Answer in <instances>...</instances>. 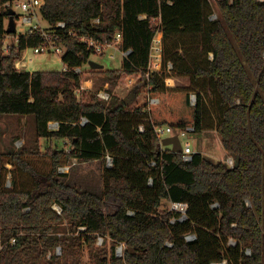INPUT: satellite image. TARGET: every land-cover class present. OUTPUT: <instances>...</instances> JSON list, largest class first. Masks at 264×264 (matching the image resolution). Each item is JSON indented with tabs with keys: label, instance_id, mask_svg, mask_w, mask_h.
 <instances>
[{
	"label": "trees",
	"instance_id": "trees-1",
	"mask_svg": "<svg viewBox=\"0 0 264 264\" xmlns=\"http://www.w3.org/2000/svg\"><path fill=\"white\" fill-rule=\"evenodd\" d=\"M216 2L222 17L206 29L208 0H45L41 16L51 25L66 23L58 40L67 47L66 69L16 68L26 49L43 42L39 33L19 34L0 54V114L33 115L38 145L42 137L70 143L69 150L0 151V264H40L58 246L62 253L52 254L48 264H85L84 244L90 264H264V0ZM9 9L0 11V38L8 33ZM70 31L108 43L121 33L119 48L130 49L121 67L92 72L113 84L124 74H142L149 98L159 102L136 109L141 121L133 129L123 121L127 104L117 93L108 101L97 94L90 101L78 97L83 75L75 68L89 63L94 50ZM159 32L207 33L206 64L178 71L214 80L222 114L217 132L233 166L201 151L185 160L162 144L158 125L201 132L204 103L201 94L193 103L189 89L167 86L161 72L146 76ZM51 121L59 127L50 129ZM107 155L113 165L102 168L101 193L59 178L60 168L75 158ZM165 200L188 203L187 217L171 222L181 213L163 209ZM65 220L72 233L59 235ZM190 232L195 239H186ZM99 235L111 246L98 245Z\"/></svg>",
	"mask_w": 264,
	"mask_h": 264
},
{
	"label": "rangeland",
	"instance_id": "rangeland-1",
	"mask_svg": "<svg viewBox=\"0 0 264 264\" xmlns=\"http://www.w3.org/2000/svg\"><path fill=\"white\" fill-rule=\"evenodd\" d=\"M20 0L13 2H3L0 0V11H5L12 8L16 15L5 18V26L10 28L11 23L16 27V33H7L4 38H0V54L8 51V45L13 39H17L18 35L28 30L31 25L37 23L38 19H34L32 23L23 21L25 12L18 5ZM10 6V7H9ZM216 0H208L206 5V29H209L215 24L218 19H221ZM38 18L42 26L47 27L48 22L38 12ZM154 44L161 46L163 53V62L161 73L165 77V84L169 87H180L189 89L192 93L201 94L204 103V127L201 132L190 131L186 136H180V131L176 130L178 135L185 145V142H190L194 152L201 151L205 156L212 158L214 161L227 160L230 155L222 144L221 137L217 132V125L221 119V110L218 105V96L215 93V83L211 78L194 79L192 74L179 72L178 69L183 67H195L197 64L205 65L211 54L207 50L208 38L207 33L188 34L180 33L176 35L164 36L159 32ZM116 47H118L116 45ZM111 47L103 54L93 53L90 60L97 61L104 65L102 69L120 68L124 57L128 56L123 53V50ZM110 54H114L110 56ZM25 60L29 65L24 70H63L66 66L62 60L63 54L57 53H36L34 48H28L23 53ZM83 83L82 92L78 95L84 101H90L94 94L100 89H108L111 93H117L121 98L131 97V101L127 105V113L123 115V121L129 129L137 126L141 121V116L137 114L136 109H147L150 102L149 88L145 82L140 83L141 78H130L124 74L117 84H113L108 78L92 72L93 68L89 63L82 67ZM22 69V70H23ZM97 70V69H94ZM135 75V74H134ZM81 86V87H82ZM171 136L169 133H163L162 139ZM40 145L37 144L36 123L33 115L19 114H0V151H8L9 149L20 150L24 147L40 148L46 150L49 146L59 149H70V143L62 138H41ZM169 147H171L169 145ZM104 165H110L107 157L95 159L91 161H78L75 158L70 164L60 168V179L76 186L80 190H91L101 193L103 190L102 168ZM10 166V165H9ZM10 186V185H9ZM172 206L170 201L165 200L162 206L163 209H170ZM58 234H71V228L67 220L58 227ZM79 233V231H76ZM11 241H14L13 238ZM112 241L106 238L104 246L110 247ZM59 247V246H58ZM51 249L47 257H40V264H48V259L52 254L58 253L57 248ZM62 253V249L59 254ZM83 262L91 263L90 253L86 246L83 245Z\"/></svg>",
	"mask_w": 264,
	"mask_h": 264
},
{
	"label": "built area",
	"instance_id": "built-area-1",
	"mask_svg": "<svg viewBox=\"0 0 264 264\" xmlns=\"http://www.w3.org/2000/svg\"><path fill=\"white\" fill-rule=\"evenodd\" d=\"M45 0H20L19 2V6L22 8V10L25 12V14H23V21L27 22V23H32L33 20L36 18L39 21L38 18V12H40L41 7L44 5ZM34 23L33 25H31V27L22 32V33H39L42 37H43V42L34 48V51L36 53H57V54H65L67 47L63 42L58 41L60 38V31L59 28H65L66 23L64 21H59L53 25L49 24L47 27L42 26L40 23ZM100 22V18H95L93 20V23H98ZM69 35L77 37L81 42L86 43L89 47H91L94 50V53H98V54H103L107 49L111 48V47H116V45L118 46L119 41L121 40L122 36L120 32L116 33V41L112 42V43H108V42H101L97 39H95L93 36L88 35V34H83L80 31H70ZM119 47V46H118ZM118 47H116L117 49H119ZM123 53H125L126 55H128L130 53V49L129 50H123ZM62 55V56H63ZM114 54H110V56H113ZM162 62H163V53H162V44L161 46H156L155 44H153V51L151 53V61H150V65H149V71L146 73V76L149 77L152 73L154 72H161L162 70ZM29 65V62L27 60H25L24 55L23 57L16 61L15 66L17 69H23L25 67H27ZM24 70V69H23ZM75 70L80 73L82 72V68L81 67H76ZM130 78L128 79H133V78H137V77H142V74H135L132 76H129ZM82 88H84L83 86L79 89H77L76 93L78 95H80V93L82 92ZM111 92L108 89H100L97 92L98 97L101 100H105L108 101L111 98ZM191 99L192 102L195 103L196 99H197V95L195 93L191 94ZM150 102L151 103H157L159 102V98L158 97H152L150 98ZM87 122V118L83 117L82 119V123H86ZM50 129H57L59 127V122L58 121H51L49 124ZM145 129V125H140V130L143 131ZM155 130L158 132V134L160 135L161 139H162V134L163 133H169V135H176L175 132L176 130L180 131V136H186L188 132L190 131H194L195 128L194 126H188L184 129H174L173 127L169 126V125H165V126H155ZM181 138V137H180ZM163 140V139H162ZM183 154V158L185 160H191L193 157V154L195 153L190 145V142H185V145H183V150L181 152ZM107 160L109 162V166L113 165V157L110 155H107ZM230 166L234 165V157L230 156L227 160H226ZM151 164H156V162L152 161ZM63 167V166H62ZM61 167V168H62ZM149 183H153V179L150 178ZM172 206L170 209L172 210H177L181 213V215L179 216V218H172L171 222H175L177 219L183 221L186 217H187V210H188V203L185 202H171ZM217 204H215L216 206ZM53 207L59 212L61 213L62 211V207L58 204H54ZM132 213V212H130ZM79 231H85L86 227L85 226H80ZM185 237L187 240H193L196 238L195 233H187L185 234ZM104 240L105 238L101 235L98 236L97 239V244L98 245H103L104 244ZM232 243H235L233 240H231ZM167 245L172 246L173 243L171 241H167ZM124 247L125 244L121 243L116 247V253L117 255L121 256L124 253ZM61 250V247L57 248V252L59 254ZM212 264H227V260H224L222 262H213Z\"/></svg>",
	"mask_w": 264,
	"mask_h": 264
},
{
	"label": "water",
	"instance_id": "water-1",
	"mask_svg": "<svg viewBox=\"0 0 264 264\" xmlns=\"http://www.w3.org/2000/svg\"><path fill=\"white\" fill-rule=\"evenodd\" d=\"M16 15V12L10 8L9 9V12H8V16H15ZM8 32H15L16 31V27H14V24L11 23L10 25V28L7 29ZM89 65L91 66V68L93 69H102L104 68V65L102 63H99L97 61H94V60H90L89 61ZM124 101L126 102V104L128 105V103L131 101V97H125L123 98ZM162 144L165 145V146H171V149L175 152H182L183 150V145H182V142L180 140V137L178 135H171V136H168L166 138H164L162 140ZM248 203L249 205H251V201L248 200Z\"/></svg>",
	"mask_w": 264,
	"mask_h": 264
},
{
	"label": "crops",
	"instance_id": "crops-1",
	"mask_svg": "<svg viewBox=\"0 0 264 264\" xmlns=\"http://www.w3.org/2000/svg\"><path fill=\"white\" fill-rule=\"evenodd\" d=\"M49 24V23H48ZM48 139H51V138H48Z\"/></svg>",
	"mask_w": 264,
	"mask_h": 264
}]
</instances>
